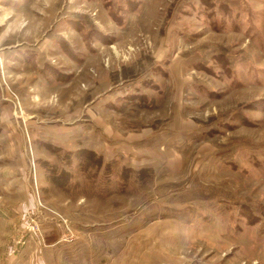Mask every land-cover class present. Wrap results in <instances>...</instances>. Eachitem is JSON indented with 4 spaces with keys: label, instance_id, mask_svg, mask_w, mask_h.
<instances>
[{
    "label": "rangeland",
    "instance_id": "rangeland-1",
    "mask_svg": "<svg viewBox=\"0 0 264 264\" xmlns=\"http://www.w3.org/2000/svg\"><path fill=\"white\" fill-rule=\"evenodd\" d=\"M0 264H264V0H0Z\"/></svg>",
    "mask_w": 264,
    "mask_h": 264
}]
</instances>
